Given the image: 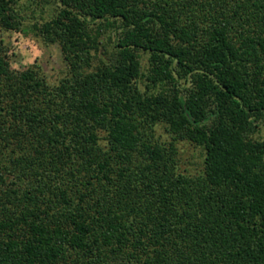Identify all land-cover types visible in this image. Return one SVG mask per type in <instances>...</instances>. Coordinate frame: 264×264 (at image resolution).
<instances>
[{"label":"trees","instance_id":"16d2710c","mask_svg":"<svg viewBox=\"0 0 264 264\" xmlns=\"http://www.w3.org/2000/svg\"><path fill=\"white\" fill-rule=\"evenodd\" d=\"M37 4L66 73L0 39V264H264V0Z\"/></svg>","mask_w":264,"mask_h":264},{"label":"rangeland","instance_id":"374dc122","mask_svg":"<svg viewBox=\"0 0 264 264\" xmlns=\"http://www.w3.org/2000/svg\"><path fill=\"white\" fill-rule=\"evenodd\" d=\"M39 0H21L20 16L23 19L21 32L0 31V39L4 41V46L10 67L16 71H23L33 66H39L43 75L50 84H57L65 76L66 68L63 63L60 49L57 45H45L38 39L32 30V24L40 20L41 17L48 18L49 12L41 16ZM19 8V7H18ZM145 60L143 61V67ZM156 135L163 140H170V136L163 127L156 128ZM264 136V131L256 138ZM179 147L180 165L182 169H187L194 173L201 167V149L186 142L177 143Z\"/></svg>","mask_w":264,"mask_h":264}]
</instances>
